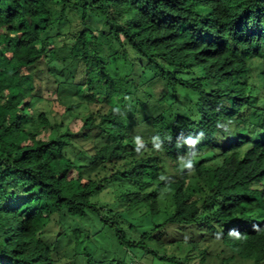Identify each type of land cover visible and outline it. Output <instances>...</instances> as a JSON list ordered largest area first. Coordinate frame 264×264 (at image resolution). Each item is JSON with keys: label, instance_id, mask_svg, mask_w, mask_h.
I'll return each mask as SVG.
<instances>
[{"label": "trees", "instance_id": "16d2710c", "mask_svg": "<svg viewBox=\"0 0 264 264\" xmlns=\"http://www.w3.org/2000/svg\"><path fill=\"white\" fill-rule=\"evenodd\" d=\"M62 21L71 43L58 46L49 32ZM58 47L78 81L59 77ZM252 57L264 60V0H0V264H128L94 244L106 226L132 264L146 253L153 264H264V73L254 81ZM110 61L127 72L114 76ZM50 86L89 108L76 133L46 131L36 104ZM115 177L130 210L156 215L169 199L172 211L126 237L92 200ZM167 224L197 234L175 242L192 256H158Z\"/></svg>", "mask_w": 264, "mask_h": 264}, {"label": "rangeland", "instance_id": "374dc122", "mask_svg": "<svg viewBox=\"0 0 264 264\" xmlns=\"http://www.w3.org/2000/svg\"><path fill=\"white\" fill-rule=\"evenodd\" d=\"M73 22H74L73 26L77 28L78 22L77 21H73ZM87 22L96 25L97 27L103 26V18L100 16H93L92 18L88 19ZM70 28H71L70 24L67 23V21H62L61 23L54 25L51 32H49V35L54 36L55 34H58L57 38L54 39L55 44H57L58 46H61L64 43H66V45H69V43H71V40L69 39L70 36L68 35V33L71 31ZM56 51L58 52L56 53V55L58 56L57 60H59V62L63 64L60 73H59V69H57V72L60 75L59 77L60 78L61 77L63 78V76L71 77L75 73L78 81L80 77V68H77V65L75 63L69 62L70 60L65 58L67 49L58 47L56 48ZM246 63L250 67L251 76L254 78V81L257 82L259 80L260 74L264 73V60L256 57H252L247 59ZM109 65H110L109 66L110 72L114 76H122L127 72L124 66H122L117 61H110ZM136 82L137 84L143 83L144 79L142 80L139 79ZM39 95L41 96V100L36 104V107L40 108L41 111H44L46 117L48 118L49 126L46 127L47 132H50L52 136H58L59 134L64 133L65 131H67L68 133H72V132L76 133L81 129L83 117L88 113L89 108L86 105L79 103V98L77 96L75 95L70 96L68 92L65 91L64 92L61 91L60 93H58L56 90H53V87L51 86L50 88H48V90H46L45 88H43L42 90L40 89ZM175 96L177 98H180L182 97V94L178 91ZM68 107L72 108V110H74V112L76 113L75 114L76 118H74L73 120L68 118V113H67L68 111H66V108ZM129 112L131 111L129 110ZM140 117L142 118V115L137 114V119H141ZM249 121L251 123L258 121V116H256L255 114H251L249 116ZM56 124H58L59 126L56 127ZM143 130L146 131L144 128ZM80 139L79 140L75 139L76 141V147L74 151L75 153L79 150V147L82 146V144L88 145L87 147H90L92 145V142L90 141L89 138L85 137L83 141H81ZM82 153H84V151ZM85 154L86 153H84V155L78 154L77 159L82 160V157H84L83 163H85L86 161H88V158H85L86 157ZM201 155L202 157L206 158V154L203 153ZM183 157H185L186 159L187 155H184ZM162 165L165 171L163 174H168V175L173 174V169L167 161L162 162ZM121 183L122 181L119 180L117 177L113 178L110 182L107 181V183H105V188L102 191L98 192L95 196H93L92 200L95 201L99 205V207L105 208V216L108 222L115 223L117 228L122 232H124V235L126 237L130 239L137 237L140 232L139 229L141 230L148 229V227L151 225L150 223L153 224L162 223L166 215L172 211L173 209L172 201L164 198L163 199L165 201L162 202L160 207L162 211L156 215H150L145 206H139L137 208V212H135L134 210H130V208L126 207L125 203L124 204L121 203L116 198V194L119 193L117 189L121 187L120 186ZM116 210L119 211L122 210L123 212L122 218H120L118 215H115ZM142 212H144V214L146 215L144 217L143 222L140 221L141 219L140 214H142ZM89 218L90 217H88V219ZM84 225L83 226L86 228L90 227L86 224ZM202 231H205V228H203ZM161 232H162L161 236L166 241V243L164 249L158 250V256L175 255L179 258H183L186 255L190 254L191 252H188L186 248H182L180 244L175 243L176 239L198 238L197 234L193 233L194 231L190 227H184L178 230L177 227L173 228L170 224H167L161 228ZM93 241L94 244L97 245L96 246L97 248L101 250L102 249L107 250V252H105L103 257L109 258L108 251L115 252L117 256L119 254L122 255L124 258H126L125 261L128 264H132L130 262L131 258L129 256L133 253L132 250L127 249L126 251H124V248H118L114 246L113 244L114 231L110 227L107 226L105 227V234H103V237L100 241H96L95 238H93ZM72 247L73 246L71 239H68L64 236L60 237L59 249L62 252L71 254ZM226 252L229 253L228 250ZM127 254L129 259L126 256ZM188 256H192V254ZM152 261H153L152 255L146 253V256H143V258L136 260L134 264H153ZM218 261L219 260L216 258V256L212 255L208 257L207 264H217ZM251 262L252 261L249 259H242L238 256H235L231 261H229V264H251ZM191 263L197 264L198 259L197 258L192 259ZM154 264H167V263L156 261L154 262Z\"/></svg>", "mask_w": 264, "mask_h": 264}]
</instances>
